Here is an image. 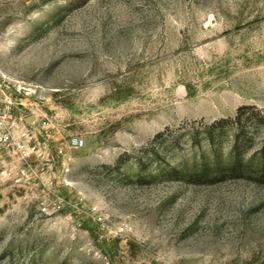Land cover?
Instances as JSON below:
<instances>
[{
	"label": "rangeland",
	"instance_id": "1",
	"mask_svg": "<svg viewBox=\"0 0 264 264\" xmlns=\"http://www.w3.org/2000/svg\"><path fill=\"white\" fill-rule=\"evenodd\" d=\"M249 105L264 0H0V264H264V183L204 176Z\"/></svg>",
	"mask_w": 264,
	"mask_h": 264
},
{
	"label": "trees",
	"instance_id": "2",
	"mask_svg": "<svg viewBox=\"0 0 264 264\" xmlns=\"http://www.w3.org/2000/svg\"><path fill=\"white\" fill-rule=\"evenodd\" d=\"M228 124L236 132L234 146L229 155L224 157L221 145H217V138L224 139ZM248 125L254 126V131L260 135V129H264V110L253 105L243 106L238 110L236 117L216 121L206 127L205 140L207 139L213 146L214 161L212 165L205 164L207 172L204 176L207 178L220 176L222 179L231 176L246 177L252 181L264 183V137L259 140L255 133L249 137L247 135ZM200 136L201 133L197 132L193 137L198 140ZM248 153H251V156L246 159L245 155Z\"/></svg>",
	"mask_w": 264,
	"mask_h": 264
},
{
	"label": "built area",
	"instance_id": "3",
	"mask_svg": "<svg viewBox=\"0 0 264 264\" xmlns=\"http://www.w3.org/2000/svg\"><path fill=\"white\" fill-rule=\"evenodd\" d=\"M74 144H75L76 146H80V144H82V143H80V141H74Z\"/></svg>",
	"mask_w": 264,
	"mask_h": 264
}]
</instances>
